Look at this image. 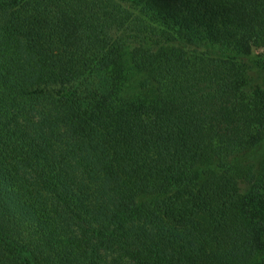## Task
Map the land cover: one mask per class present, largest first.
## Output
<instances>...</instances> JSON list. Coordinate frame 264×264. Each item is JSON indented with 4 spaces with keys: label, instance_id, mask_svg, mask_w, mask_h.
Returning <instances> with one entry per match:
<instances>
[{
    "label": "trees",
    "instance_id": "16d2710c",
    "mask_svg": "<svg viewBox=\"0 0 264 264\" xmlns=\"http://www.w3.org/2000/svg\"><path fill=\"white\" fill-rule=\"evenodd\" d=\"M263 36L264 0H0V264H264Z\"/></svg>",
    "mask_w": 264,
    "mask_h": 264
},
{
    "label": "rangeland",
    "instance_id": "374dc122",
    "mask_svg": "<svg viewBox=\"0 0 264 264\" xmlns=\"http://www.w3.org/2000/svg\"><path fill=\"white\" fill-rule=\"evenodd\" d=\"M264 51V36L260 37L255 43V53ZM254 135L262 140L259 153L264 155V101L254 103ZM263 155H258L259 157Z\"/></svg>",
    "mask_w": 264,
    "mask_h": 264
}]
</instances>
